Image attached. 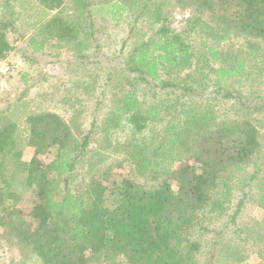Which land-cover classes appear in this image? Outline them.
Listing matches in <instances>:
<instances>
[{
    "label": "trees",
    "instance_id": "1",
    "mask_svg": "<svg viewBox=\"0 0 264 264\" xmlns=\"http://www.w3.org/2000/svg\"><path fill=\"white\" fill-rule=\"evenodd\" d=\"M36 1L48 17L32 23L25 40L20 34L11 40L13 21L0 18V59L20 40L25 60L61 42L83 50L80 62L95 57L98 46L88 43L93 5L111 7L114 20L124 10L146 16L153 32L126 53L128 37L118 52L89 61L108 70L100 96L92 87L91 110L85 101L92 94L80 85L60 98L66 115L28 113L21 130L10 110H0V246L21 248L18 264H198L201 244L192 231L228 209V181L235 175L251 183L264 173V126L252 116L264 103L254 108L239 91L248 61H264V0ZM169 6L190 10L182 33L166 25ZM236 37L243 39L245 60L219 64L218 46ZM106 97L108 111L97 116ZM21 131L31 158L23 162L17 151L7 167V150ZM54 147V157L41 161ZM114 154L121 158L110 161ZM123 162L130 171L121 176ZM246 195L237 194L220 233L235 224ZM256 201L262 217L247 229L257 243L256 264H264V189ZM230 239L212 243L214 264L225 258L248 264Z\"/></svg>",
    "mask_w": 264,
    "mask_h": 264
},
{
    "label": "rangeland",
    "instance_id": "2",
    "mask_svg": "<svg viewBox=\"0 0 264 264\" xmlns=\"http://www.w3.org/2000/svg\"><path fill=\"white\" fill-rule=\"evenodd\" d=\"M91 1L94 3L98 0ZM101 6L102 5H93L91 8V19L94 23L92 30L95 41L92 42L93 38H90L88 43L92 44L93 48L95 45L98 46V48L95 49V53L97 54L95 57L90 55V57L84 58L83 62H80L79 59H77V53L82 52L83 54V50L75 49L61 42L58 44V47L41 50L33 54L32 60H25L22 56L23 53H26L23 40L34 31V29L29 26L32 25V23L46 19L48 16L43 14V9L38 6L36 0H0V18H10L15 28V31L9 34V38L11 40L15 39L19 34L23 37L22 41H13L14 49L9 52L8 57L10 59L20 58L23 61L25 75L16 77L14 80L13 88L16 91V97L14 99L4 100L0 98V110H10L20 130L24 126V120L28 113L50 110L66 115L67 113L65 112L68 107L66 104L60 103V98L67 94L68 89L72 90L78 85L86 87L85 89L90 91V95L92 94L90 99L88 97L85 101V106H87L88 110H91L96 103H94L93 100L94 95L92 93V87L94 85L96 86L94 92L100 96L104 88L100 87V83L103 81L102 76L105 78L108 70H102L101 72L98 68L95 69L93 64L89 61L94 59L102 61L107 56L112 55L111 53L118 52L122 40L128 37L127 45L124 48V52L126 53L133 42L136 40H145L153 32V26L148 17L143 15L136 16L137 14L135 12L130 13L124 10L120 19L114 20L110 15L109 9L111 7L101 9ZM165 12L167 14L166 25L175 32L182 33L185 22L190 17V10L177 6H169ZM191 42L194 51L198 54H202V51L198 48V40L192 39ZM242 49L243 39L240 37L222 41L218 46L222 59L218 61V63L225 65L232 62L235 58L245 60ZM85 51L89 53L88 50ZM263 65L264 61L259 65H253L248 61V67L244 74L243 86L239 88L241 94L248 100V104L254 108L264 103ZM233 85L235 84L233 83ZM138 86L139 88H143L144 84L139 83ZM85 94H87V92ZM145 96L151 98V94H145ZM194 99L197 100V97ZM14 103L16 104L14 105ZM109 103L106 97L104 103L98 107L96 111L97 116H101L108 111ZM252 116H255V119H259L264 126V110L255 109ZM89 119L90 117L88 120ZM87 123L88 122H86V124ZM17 151H20L18 158L23 162L30 160L31 152H29L25 132L23 133V131L14 139V143L9 146L3 162L5 166L9 167L13 165L15 161L14 155ZM55 152V147L49 148L47 152L39 156V158L43 162L50 161L54 157ZM120 158V156L114 154L112 157H109V160H119ZM15 168H17V166H15ZM113 168L114 170L117 169V167ZM119 168H121V176L126 175L127 172L130 171L129 165L125 162L121 163ZM83 171L81 175H79L82 178L86 176ZM22 172L19 170L16 171L18 175L23 174ZM242 179L243 178H241V182H239L238 178L234 175V177L228 181L231 188V201L226 203L228 209L223 214H214L211 219L208 218L202 222L205 227L204 230L199 228L198 230L192 231V237L198 238L201 244L199 252H197L196 255L198 264H209V262L214 264L215 259L219 256L217 255V250H214L215 246H212V243H214L215 240H220L221 245H224V240L228 241L229 238L237 242V245L241 249H244L246 252L244 253L246 257L245 260L248 264H256L255 248L257 243L253 239V235L251 236V230H248L247 226L254 224L262 217L263 212L257 204L256 197L257 194L264 189V185L260 182L264 181V173L260 171L256 180L251 183H243ZM20 180L24 184L25 180ZM14 185L20 187L17 181H14ZM244 191L247 195L244 198V204L240 207L239 215L235 218L236 225L233 224L230 228L220 233L224 221L227 220V213L233 209V203L236 200L237 194L243 193ZM20 192L23 197H26L24 191ZM22 207L25 206L22 204ZM255 226L256 225H254L253 228H255ZM23 253L24 251L21 248L0 246V264H18L15 261L18 259L21 260ZM24 264L38 263L27 259L24 260ZM223 264H230V262L225 258Z\"/></svg>",
    "mask_w": 264,
    "mask_h": 264
},
{
    "label": "built area",
    "instance_id": "3",
    "mask_svg": "<svg viewBox=\"0 0 264 264\" xmlns=\"http://www.w3.org/2000/svg\"><path fill=\"white\" fill-rule=\"evenodd\" d=\"M24 71V63L20 58L10 59L8 56L0 59V98L10 100L16 97L13 83Z\"/></svg>",
    "mask_w": 264,
    "mask_h": 264
}]
</instances>
